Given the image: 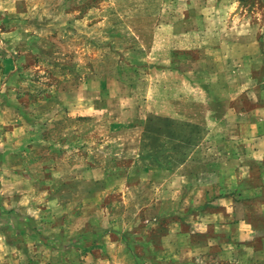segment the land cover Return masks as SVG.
Masks as SVG:
<instances>
[{
	"label": "rangeland",
	"instance_id": "374dc122",
	"mask_svg": "<svg viewBox=\"0 0 264 264\" xmlns=\"http://www.w3.org/2000/svg\"><path fill=\"white\" fill-rule=\"evenodd\" d=\"M79 1L42 0L47 37L37 33L29 51H13L18 78L0 87V192L7 197L0 208L25 195L19 207L37 211L20 218L27 225L20 239L51 247L27 249L32 261L182 264L187 243L205 239V225L216 221L209 211L215 201L205 200L204 215L190 217L204 204L185 201L183 166H167L169 157L183 156L191 136L184 125L170 128L148 114L153 69L166 65L167 51H178L180 69L212 67L228 92L223 51L253 37L261 51L251 63H263L264 0ZM2 20L9 31L10 20ZM245 76L228 80L239 84ZM257 76L264 79V71ZM259 95H247L258 117ZM212 181L206 184L215 188ZM1 219L6 229L7 216ZM99 229L107 232L92 243ZM216 261L197 256L189 264Z\"/></svg>",
	"mask_w": 264,
	"mask_h": 264
},
{
	"label": "crops",
	"instance_id": "0c3cea01",
	"mask_svg": "<svg viewBox=\"0 0 264 264\" xmlns=\"http://www.w3.org/2000/svg\"><path fill=\"white\" fill-rule=\"evenodd\" d=\"M74 2L78 5L80 1ZM46 8L42 0H0V16L7 19L5 21L10 20L11 25L10 30L4 32L3 20L0 21V87L12 86L18 78L13 51H29V41L37 33L39 39L47 37L42 32L49 20ZM38 23L40 27L36 26ZM4 38L9 39L7 48ZM260 45L252 37L251 42L249 39L248 43L235 45L236 51L234 48L222 52L228 59L224 61L228 65L225 70L232 75L228 79L239 72L246 75L239 84L224 79L228 87L226 93L222 92L224 84L216 71L210 73L212 67L201 66L196 68V73L180 69L178 63L173 62V55L178 51H167L166 65L165 60L155 63L150 85L152 110L148 114L166 122L170 128L184 125L183 132L191 136L183 147V156L169 157L171 164L167 167L183 166V182L189 184L185 186L184 199L189 204L215 201V210L209 211L216 221L205 225L201 233L205 239L187 243L184 256L178 257L182 258V264H189L197 256L208 260L209 255L215 256L220 264H264V97L259 95L254 103L263 104V114L259 117L248 108L252 101L247 97L252 91L264 93V79L257 76V72L264 71V56L261 66L251 63V57L257 54L255 51H261ZM206 53L213 56L209 51ZM232 59L241 64L234 65ZM192 136L199 139L195 142ZM207 177L213 178L210 183L215 185L214 189L206 184ZM25 197H11L7 203H1L7 208L10 205L7 211L12 213L7 216L6 229L0 216V264H42L36 258L32 261L27 249L46 246L41 241L20 239L23 227L17 224L18 216H36L37 213L33 208L19 207L21 203L17 201ZM4 199H7L5 193L0 192V201ZM204 207L205 204L199 213L190 217L203 216ZM4 210L1 207L0 214ZM178 258L173 256L172 260Z\"/></svg>",
	"mask_w": 264,
	"mask_h": 264
},
{
	"label": "trees",
	"instance_id": "16d2710c",
	"mask_svg": "<svg viewBox=\"0 0 264 264\" xmlns=\"http://www.w3.org/2000/svg\"><path fill=\"white\" fill-rule=\"evenodd\" d=\"M11 213H12V211H5L4 213L1 212L0 216H11ZM18 218H19V219H18V221H17V224H18V225H22V227H23L22 230L20 231V234L22 235V234H25V229H24V228H26L27 225H26L25 223H22V222H21V219H20V218H23L22 216H18ZM25 218H26V217H25ZM97 231H98V234H94V233H95V232H94L93 235H92V236H93V239H92L93 241H92V243H95L96 240H98V238L101 237L102 234H106V232H107V231H104V230H102V229H99V230H97ZM89 235H90V234H89ZM52 236H53V235H52ZM50 237H51V236H50ZM79 237H80V235H78V236H77V239H75V240H76V241L80 240ZM53 238L55 239V238H57V237H53ZM85 239H86V238H85ZM72 244H73V242H72ZM44 245H45L46 247H48V248L51 247V246L48 245V244H44ZM53 247H54V246H53Z\"/></svg>",
	"mask_w": 264,
	"mask_h": 264
}]
</instances>
